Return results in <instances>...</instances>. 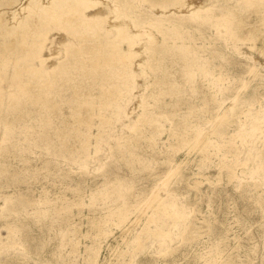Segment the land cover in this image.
I'll return each instance as SVG.
<instances>
[{"label": "rangeland", "instance_id": "obj_1", "mask_svg": "<svg viewBox=\"0 0 264 264\" xmlns=\"http://www.w3.org/2000/svg\"><path fill=\"white\" fill-rule=\"evenodd\" d=\"M64 1L0 0V264H264V0Z\"/></svg>", "mask_w": 264, "mask_h": 264}, {"label": "bare ground", "instance_id": "obj_2", "mask_svg": "<svg viewBox=\"0 0 264 264\" xmlns=\"http://www.w3.org/2000/svg\"><path fill=\"white\" fill-rule=\"evenodd\" d=\"M89 2H90L89 0H66L64 2L58 3L59 8L58 7L55 8V6L43 8V11L39 17L34 18V19H30V21L26 20L25 25L30 24V26H31V24H36V23H48V22L50 23V21H51V23L54 22L57 25L69 17V15H66V13H68L70 11L71 12L76 11L78 5L87 6L89 4ZM61 4H63V6H60ZM57 13L59 14V16L57 15ZM55 14L57 16H55ZM62 14H64V16ZM60 15H62L63 17ZM121 32L122 31L120 30V33ZM7 44L8 43L5 42L2 44V46H6ZM77 118L80 121H86L87 120L86 117L82 116L81 114H77Z\"/></svg>", "mask_w": 264, "mask_h": 264}]
</instances>
